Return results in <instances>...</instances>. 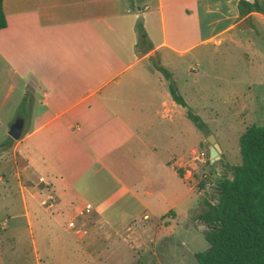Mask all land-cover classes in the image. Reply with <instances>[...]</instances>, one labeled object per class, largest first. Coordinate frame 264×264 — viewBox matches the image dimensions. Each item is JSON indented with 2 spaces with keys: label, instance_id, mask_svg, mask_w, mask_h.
<instances>
[{
  "label": "crops",
  "instance_id": "obj_1",
  "mask_svg": "<svg viewBox=\"0 0 264 264\" xmlns=\"http://www.w3.org/2000/svg\"><path fill=\"white\" fill-rule=\"evenodd\" d=\"M239 1L253 0H1L0 242L13 248L23 230L34 264H95L182 208L188 222L185 171L203 138L153 64L174 86L196 75L186 57L250 15L238 17ZM59 228L74 239L59 242Z\"/></svg>",
  "mask_w": 264,
  "mask_h": 264
},
{
  "label": "rangeland",
  "instance_id": "obj_2",
  "mask_svg": "<svg viewBox=\"0 0 264 264\" xmlns=\"http://www.w3.org/2000/svg\"><path fill=\"white\" fill-rule=\"evenodd\" d=\"M257 1L258 4L264 2ZM231 33L224 39L212 42L213 46H201L186 57L190 68L197 72L196 75H185L182 72L178 76L181 72L176 73L177 85L174 87L177 94L188 102V108L202 124V130H197L203 138L202 150L198 160L194 161V171H185L188 187L191 188L186 208L194 209L189 214L188 222L180 215L181 210L184 212L182 208L178 211L176 221L170 222L166 230L157 222L156 228L161 226L160 230L150 227L138 241L134 237L125 236L126 245L120 253L116 251L118 254L115 255H119L116 261L113 257L100 254L93 258L95 264H119L118 260L131 264L132 258L138 264H194L192 255L206 247L202 235L206 228L196 220V216L203 210L202 201L214 203L212 185L224 175L222 167L240 163L237 141L245 128L264 125V16L251 13ZM189 126H193L190 121ZM3 130L5 125L2 123L0 134ZM208 135L214 138L219 148L217 161L210 162L208 159ZM192 140V136H189V141ZM200 183H203L202 187L198 186ZM208 196L213 197V200ZM72 214L67 211L62 216L57 215L56 223L65 224ZM67 227L75 229L73 225ZM67 237L59 228L57 240L67 243ZM133 240L135 248L131 243ZM26 242L28 235L23 230L15 232L13 248L1 240L0 264H34L30 256L22 254L25 249L28 252ZM103 242L107 241L95 242L92 250H97ZM132 248L135 254L131 252Z\"/></svg>",
  "mask_w": 264,
  "mask_h": 264
},
{
  "label": "trees",
  "instance_id": "obj_3",
  "mask_svg": "<svg viewBox=\"0 0 264 264\" xmlns=\"http://www.w3.org/2000/svg\"><path fill=\"white\" fill-rule=\"evenodd\" d=\"M236 8L239 18L251 13L264 16V2L239 1ZM4 27L0 0V30ZM136 30L138 40L144 41L140 24ZM153 68L167 82L172 101L185 110L186 118L196 130H202L199 118L177 94L170 74L157 64ZM237 144L240 163L222 167L224 175L212 185L214 203L203 200V210L196 216L206 228L203 237L206 247L192 255L194 264H264V125L245 128ZM177 174L181 176L182 171L177 170Z\"/></svg>",
  "mask_w": 264,
  "mask_h": 264
},
{
  "label": "water",
  "instance_id": "obj_4",
  "mask_svg": "<svg viewBox=\"0 0 264 264\" xmlns=\"http://www.w3.org/2000/svg\"><path fill=\"white\" fill-rule=\"evenodd\" d=\"M21 133V121H15L10 127L9 131L7 133V136L11 140H17ZM206 142L209 144L208 150H207V156L210 162L217 161L218 160V153L219 148L214 140V138L211 135L206 136ZM189 170L190 169H186ZM203 237L206 235V231H202Z\"/></svg>",
  "mask_w": 264,
  "mask_h": 264
},
{
  "label": "built area",
  "instance_id": "obj_5",
  "mask_svg": "<svg viewBox=\"0 0 264 264\" xmlns=\"http://www.w3.org/2000/svg\"><path fill=\"white\" fill-rule=\"evenodd\" d=\"M90 210H91V208H90L89 205H85L84 208H83V212H84V213H89ZM70 225L72 226L71 223L68 224V226H70Z\"/></svg>",
  "mask_w": 264,
  "mask_h": 264
}]
</instances>
